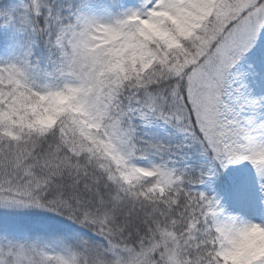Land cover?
Returning <instances> with one entry per match:
<instances>
[{
  "label": "snow or ice",
  "instance_id": "snow-or-ice-1",
  "mask_svg": "<svg viewBox=\"0 0 264 264\" xmlns=\"http://www.w3.org/2000/svg\"><path fill=\"white\" fill-rule=\"evenodd\" d=\"M0 264H264V0H0Z\"/></svg>",
  "mask_w": 264,
  "mask_h": 264
}]
</instances>
